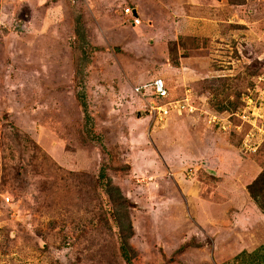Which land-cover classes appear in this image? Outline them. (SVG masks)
<instances>
[{"label": "rangeland", "instance_id": "1", "mask_svg": "<svg viewBox=\"0 0 264 264\" xmlns=\"http://www.w3.org/2000/svg\"><path fill=\"white\" fill-rule=\"evenodd\" d=\"M132 1L0 0V264H125L101 168L131 204L132 264L264 245L246 189L264 169V0ZM156 77L192 111L150 119L134 87Z\"/></svg>", "mask_w": 264, "mask_h": 264}, {"label": "trees", "instance_id": "2", "mask_svg": "<svg viewBox=\"0 0 264 264\" xmlns=\"http://www.w3.org/2000/svg\"><path fill=\"white\" fill-rule=\"evenodd\" d=\"M243 2V0H231V2ZM83 107L84 104H83ZM88 117V116H87ZM90 118H88L89 120ZM99 179L102 181L105 192L109 200L113 204L114 211L112 212L113 218L119 228V252L125 264H132L131 254L134 255V250L130 246L128 240L132 236V228L129 222L124 226L123 223L127 220V207L131 204L122 196L121 191L111 180L105 175L103 168L99 172ZM248 195L256 207L264 213V169L255 177V179L246 187ZM235 264H264V245H261L252 253L245 251L238 254L234 259Z\"/></svg>", "mask_w": 264, "mask_h": 264}, {"label": "built area", "instance_id": "3", "mask_svg": "<svg viewBox=\"0 0 264 264\" xmlns=\"http://www.w3.org/2000/svg\"><path fill=\"white\" fill-rule=\"evenodd\" d=\"M124 12L131 14V9L126 7ZM133 21L138 23V19L136 18ZM134 91L146 102L150 119L155 123L165 121L170 114L181 115L182 112L189 113L192 111L187 97L180 99L169 98L165 82L160 77L153 78L134 87Z\"/></svg>", "mask_w": 264, "mask_h": 264}, {"label": "crops", "instance_id": "4", "mask_svg": "<svg viewBox=\"0 0 264 264\" xmlns=\"http://www.w3.org/2000/svg\"><path fill=\"white\" fill-rule=\"evenodd\" d=\"M136 0H133L132 1V3H134ZM113 2H117V1H113ZM116 4V3H115ZM91 10V9H90ZM109 12H110V10H111V8H108L107 9ZM135 11H136V13H138L139 15H140V11H139V9H134ZM112 12V11H111ZM111 12H110V14H111ZM99 14H101V13H99ZM114 14H115V12H114ZM90 17V16H89ZM96 17H98V18H103V17H105L104 15H102L101 17L100 16H98V15H95L94 14V18H96ZM91 18V17H90ZM107 18V17H106ZM153 18H175V16H172L170 13L168 14V15H166V14H163V13H159V14H157L156 16H154ZM185 19L183 20V22H185V23H189L188 24V27L189 26H191V24H192V22H190L189 20H193V19H195V16H191V15H186L185 17H184Z\"/></svg>", "mask_w": 264, "mask_h": 264}, {"label": "clouds", "instance_id": "5", "mask_svg": "<svg viewBox=\"0 0 264 264\" xmlns=\"http://www.w3.org/2000/svg\"><path fill=\"white\" fill-rule=\"evenodd\" d=\"M126 8V7H125ZM125 8L122 10V13L124 14V15H126V16H129L130 17V25L132 26V27H136V26H138L139 24H140V18H139V14L138 13H136V11L133 9V7H131V6H128V8H130L131 9V14H126L124 11H125ZM138 19V23H135V21H133L134 19ZM165 86H166V84H165ZM167 88V87H166ZM168 90V89H167ZM135 92V91H134ZM168 93H169V91H168ZM170 98V97H169ZM171 99V98H170Z\"/></svg>", "mask_w": 264, "mask_h": 264}]
</instances>
